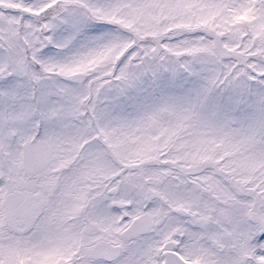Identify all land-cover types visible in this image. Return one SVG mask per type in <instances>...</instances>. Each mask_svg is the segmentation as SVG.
Segmentation results:
<instances>
[{"label": "snow or ice", "instance_id": "1", "mask_svg": "<svg viewBox=\"0 0 264 264\" xmlns=\"http://www.w3.org/2000/svg\"><path fill=\"white\" fill-rule=\"evenodd\" d=\"M0 264H264V0H0Z\"/></svg>", "mask_w": 264, "mask_h": 264}]
</instances>
